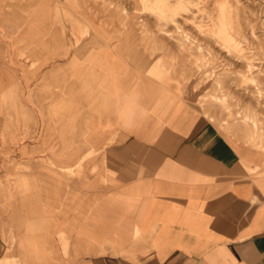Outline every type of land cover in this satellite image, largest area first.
I'll return each mask as SVG.
<instances>
[{
	"label": "crops",
	"instance_id": "1",
	"mask_svg": "<svg viewBox=\"0 0 264 264\" xmlns=\"http://www.w3.org/2000/svg\"><path fill=\"white\" fill-rule=\"evenodd\" d=\"M14 1L0 0V94L6 107L16 95L17 111L33 119L34 162L75 167L94 150L75 183L72 171L34 170L44 182L39 216L48 215L34 233L50 264H264V177L244 166L258 156L187 102L179 74L157 82L153 64L132 68L127 44L110 42L89 10L79 22L91 20L90 34H102L92 44L78 25L67 27L66 40L63 29L43 26L42 0ZM42 31L51 33L47 51L30 73L21 52ZM106 51L124 67L108 78L98 72ZM91 53L97 61H87ZM74 62L96 65L75 75ZM26 179L0 194L15 199L13 219Z\"/></svg>",
	"mask_w": 264,
	"mask_h": 264
},
{
	"label": "rangeland",
	"instance_id": "2",
	"mask_svg": "<svg viewBox=\"0 0 264 264\" xmlns=\"http://www.w3.org/2000/svg\"><path fill=\"white\" fill-rule=\"evenodd\" d=\"M41 4L42 25L63 29L58 36L64 40L71 24L78 25L82 41L92 44L102 35L90 34V29L96 30L91 20L87 24L79 22L85 19L82 11L89 10L106 25L110 42L127 44L132 68L153 64L149 76L157 82L170 70L179 74L187 102L211 119L224 135L258 156L256 164L244 166L251 177H264V0H42ZM17 20L14 17L11 23ZM35 34L38 42L21 52V58L31 62L25 66L30 73L40 70L35 62L47 51L51 36L47 31ZM105 41L109 43L108 37ZM105 56V64L99 65L100 75L108 78L121 72L124 67L108 60V51ZM87 61H97V53H91ZM94 65L74 62L70 68L73 74L81 75L92 72ZM28 83L32 88L33 82ZM17 88L15 84L9 92ZM16 100V95L10 96L6 107V96L0 94V194L7 192L16 179H27L18 186L23 200L15 208L14 219L15 199L0 197V234L2 231L5 235L6 253L10 254L2 255L0 264H50L45 256L48 246L34 233L41 220H48V215L46 219L39 216V185L44 182L34 170L52 167L56 175L64 169L72 171L71 182L75 183L82 161L94 150L81 157L75 167L34 162L33 119L17 111ZM256 168L259 173L253 171ZM45 207L48 211V204Z\"/></svg>",
	"mask_w": 264,
	"mask_h": 264
}]
</instances>
